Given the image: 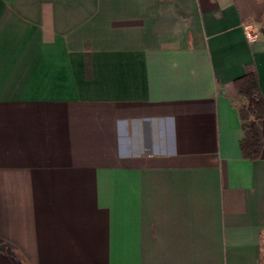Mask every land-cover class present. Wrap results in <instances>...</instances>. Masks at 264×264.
Here are the masks:
<instances>
[{
  "label": "crops",
  "instance_id": "1",
  "mask_svg": "<svg viewBox=\"0 0 264 264\" xmlns=\"http://www.w3.org/2000/svg\"><path fill=\"white\" fill-rule=\"evenodd\" d=\"M248 66L264 0H0V264H264Z\"/></svg>",
  "mask_w": 264,
  "mask_h": 264
},
{
  "label": "trees",
  "instance_id": "2",
  "mask_svg": "<svg viewBox=\"0 0 264 264\" xmlns=\"http://www.w3.org/2000/svg\"><path fill=\"white\" fill-rule=\"evenodd\" d=\"M237 98L232 99L243 131L240 149L244 158L255 160L263 147L262 123L264 120V99L261 95L257 75L248 66L245 73L234 80Z\"/></svg>",
  "mask_w": 264,
  "mask_h": 264
},
{
  "label": "built area",
  "instance_id": "3",
  "mask_svg": "<svg viewBox=\"0 0 264 264\" xmlns=\"http://www.w3.org/2000/svg\"><path fill=\"white\" fill-rule=\"evenodd\" d=\"M244 31H245V36L248 41L253 42L257 39V31L254 28V26L250 23H245L243 25Z\"/></svg>",
  "mask_w": 264,
  "mask_h": 264
}]
</instances>
